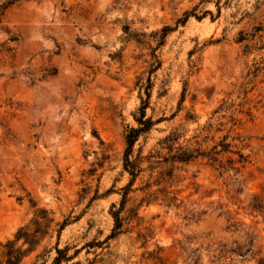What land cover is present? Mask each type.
Segmentation results:
<instances>
[{
	"label": "rangeland",
	"instance_id": "obj_1",
	"mask_svg": "<svg viewBox=\"0 0 264 264\" xmlns=\"http://www.w3.org/2000/svg\"><path fill=\"white\" fill-rule=\"evenodd\" d=\"M42 210L20 264L264 260V0H0V244Z\"/></svg>",
	"mask_w": 264,
	"mask_h": 264
},
{
	"label": "trees",
	"instance_id": "obj_2",
	"mask_svg": "<svg viewBox=\"0 0 264 264\" xmlns=\"http://www.w3.org/2000/svg\"><path fill=\"white\" fill-rule=\"evenodd\" d=\"M166 32V30H163ZM149 97V96H148ZM144 108L141 111V116L137 120L138 124L140 125L139 128H131L126 136V145L127 149L125 152V162L124 167L125 170L129 173L131 176L130 185L136 180L138 174L137 165L136 162H133L130 160L131 153L133 146L135 142L138 140L140 134L145 133L149 131L152 127V122L149 119H144ZM174 135L168 136L164 139V142H172L174 141ZM192 154L189 153H183L179 154L177 156H173L171 159L173 161H179V162H188L192 159ZM130 190V187L126 189V193L123 196L122 201V207L124 206V203L126 202V196L128 194L127 191ZM148 197H152V195H148ZM149 201V200H148ZM164 202L168 201L163 200ZM149 203V202H147ZM167 203V202H166ZM121 211H115L112 212V217L114 220V228L111 233V235L107 238V240H110L112 238L117 237L120 234V230L123 226V220L119 217ZM47 212L45 210H42L39 212V215L36 216L37 219L32 221L30 225L33 227L31 230L28 228V226H25L17 231L15 234V238L12 241H7L4 245L0 244V247L3 249L0 252V264H20L22 260L31 252H33L41 243L43 238L48 234V228L49 223H51V220L48 219ZM67 226V221H65L62 226L60 227L58 234L60 236V233L62 230ZM23 240V243L21 246L17 247V243L19 241ZM102 243H90L88 246H100ZM23 246L26 248L23 250ZM55 256L52 259V262L50 264H69L73 261L75 257L78 256L80 253V250H76L73 255H68V248L65 249H59L58 243H56L55 248ZM95 261H89V264H94ZM41 264H46V261L42 262ZM74 264H81L80 262H76ZM259 264H264V260H261Z\"/></svg>",
	"mask_w": 264,
	"mask_h": 264
}]
</instances>
